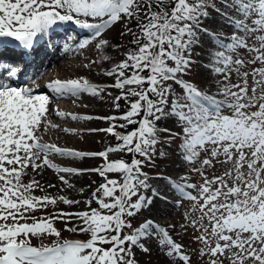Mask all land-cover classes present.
<instances>
[{"label": "snow or ice", "instance_id": "snow-or-ice-1", "mask_svg": "<svg viewBox=\"0 0 264 264\" xmlns=\"http://www.w3.org/2000/svg\"><path fill=\"white\" fill-rule=\"evenodd\" d=\"M220 3L236 15L218 8L216 0H0V48L32 49L39 38L48 37L62 24L92 29L93 37L99 38L115 23L136 22V31L128 28L121 33L132 36L134 47L106 73L114 77L111 85L101 87L79 77L54 79L44 86L61 98L89 94L102 99V94H112L108 88L119 90L113 106L119 112L123 100L126 111L100 117L110 122L109 127L91 130L116 138L117 143L103 151L42 143L38 135L41 126L57 127L47 120L50 96L37 94L31 87L12 86L0 73V264H136L134 249L150 253L144 241L153 239L173 264H192V253L202 258V264H264V0ZM209 9L234 28L231 36L222 37L204 27L211 18ZM201 35L208 36L218 49L210 51V61L202 65L222 77L215 81L216 92L211 94L184 79L191 72L192 50L201 46ZM106 44L99 40L97 48ZM84 46L83 42L79 45ZM239 49L250 58L242 57ZM0 68L8 78L19 72L3 61ZM56 115L92 119L59 110ZM161 120L172 121L178 129H162L168 134L162 143L179 141L177 154L202 183H189L187 173L176 182L143 171L145 164L154 165L156 145L161 143ZM109 153L131 154L132 159L109 160ZM50 154L74 159L98 157L103 163L83 170L62 167L48 159ZM167 155L159 152L161 158ZM217 164L224 171L209 178L207 171ZM29 166L34 172L44 166L69 175L94 172L103 182L92 191V198L84 201L87 210H59L48 215L49 205L81 201L33 195L41 186L36 180L23 182ZM58 179L72 187L65 175ZM152 179L166 180L181 200L194 202L199 216L186 214L185 219L199 232L193 237L198 249L185 251L169 234L168 228L174 225L164 228L149 219L133 226L132 221L159 196L149 183ZM149 190L152 196L145 195ZM189 190H195L196 195ZM181 200L176 201L177 206ZM93 202L97 208L91 207ZM37 211L42 212L39 218L33 215ZM73 217L78 223L69 227ZM57 220L64 222L65 231L88 234V239H62L54 226ZM45 236L56 240L38 246L31 243L32 238Z\"/></svg>", "mask_w": 264, "mask_h": 264}, {"label": "bare ground", "instance_id": "bare-ground-1", "mask_svg": "<svg viewBox=\"0 0 264 264\" xmlns=\"http://www.w3.org/2000/svg\"><path fill=\"white\" fill-rule=\"evenodd\" d=\"M216 5L218 8L223 9V11L228 12L230 16L236 15L235 13L231 12L229 9L224 8L223 4L220 3V0H216ZM209 12L211 13V18L204 22V27L210 28L212 32L216 33L219 36L222 37L231 36L234 32V28L229 26L227 21H225L223 17L218 13L212 12L211 9H209ZM92 32H93L92 29L90 30L86 29L80 31V30H76L74 27L70 25L67 26L58 25L50 32L48 37L39 38L37 43L34 45V47L32 49H29L28 51H26V49L16 46H7L5 48H0V61H3L5 63H8L9 61L10 62L13 61L15 63L12 65L13 67H16V65L20 64L19 67L20 69L17 76L13 78H8L6 80L7 83H10L12 86H16V87L34 88L37 94H39L41 90L45 94H48L50 96L47 120L50 122V124L57 125V127L55 128L48 127V128L51 129L54 133H56L57 139L55 140L46 139L47 140L46 142L50 144H55L56 146L61 148H63V145H66L68 147L77 145L73 141L67 139L68 137L66 139L64 137L67 133H75L76 130L73 129L75 130L73 132L64 131V129H70V128H66V127L64 128L61 124V121L64 122L72 121V119L57 116L56 115L57 110L72 114L79 112L80 114L79 113L78 114L80 116L83 115L90 116L94 121L97 122V126H98L97 129H101L102 128L101 125L105 121L104 119H101L102 121L98 119L100 117H105L107 115L106 110H101L97 108L99 101L100 100L103 101L104 98L101 99L100 97H93L89 94H83L79 98H72V97L61 98L58 97L55 93L51 92L50 89L44 87L48 82L54 79L66 80V79L79 78V77H84L90 83L99 85L101 87L111 85L114 82V79L113 80L110 79L111 81L104 80L105 78L104 76L108 71L107 69L108 67H110L109 65L111 64L110 60L113 56L112 50L108 45H104L101 46L100 48H97V43L99 42V40L98 38L93 37ZM73 33H75L76 37L71 38ZM237 34L242 35L243 33H237ZM102 35L104 34H101L100 37H102ZM83 40L86 41L88 40L91 43L90 44L91 46L90 48H87L88 50H86L85 48V50L82 52L79 51L80 49L79 45L80 43L83 42ZM200 41H201V46L195 47L192 50L196 52L194 62L197 63L196 66L197 73L193 75L192 79L196 84H198L197 87L199 88V90L211 94L216 92L217 85L215 81L219 79V76L214 75L208 68L202 65L210 61L209 52L218 49L215 47L213 42L206 35H201ZM105 57H107V59H105ZM84 65H87V67H85ZM2 70L3 69L0 68V73H2ZM25 76L26 77L29 76V77L25 78ZM174 87L176 88V91L179 93L181 89L175 85ZM76 120L81 121L85 119H76ZM87 120H91V119H87ZM173 126H175V124L172 121H166V120H161L158 124V128L161 129L162 133H163L162 129ZM81 132L83 131L81 130ZM95 132L98 131H94V133ZM48 136L46 135V137ZM164 139L165 138L160 139V141H164ZM175 154H176L174 159L175 163L173 165H169V167H165V169H162V172L160 173L156 172L151 174L150 176L153 177L156 176L157 174H162L165 177H172V179L176 182H181L179 179L181 177V173L186 172L188 165L181 160V158L177 154V151L175 152ZM42 159H43V154H41V160ZM50 160L55 164L56 162L61 163L63 164L62 166H67V165H75L77 167L79 166L78 158L74 159L71 157H62L51 154ZM80 160L82 161L83 159L80 158ZM98 162H103V161L101 158H99ZM83 166L84 168L86 167L85 165ZM86 169H91V168L86 167ZM59 175H65L66 179L68 180V183L71 184L72 187H68V185L63 184L58 179ZM38 178H40V180L48 188H51L56 195L64 196L68 199L72 195H79V193L85 196L88 194L91 188L89 187L91 182L86 177H83L81 174L80 175L62 174L56 172L54 169L48 168L47 166L38 169ZM149 183L152 185V187L157 189V191L159 192V196L154 198L153 203L151 204L150 207H147L146 209L141 211L140 216H142L143 221L150 219L154 221L156 224L160 225L161 227L168 228V226L173 225L174 222L172 224H170L169 221L162 223L160 220L162 219L161 215H167L168 213L169 214L171 213L169 212L168 209L170 208L169 205L172 204V202L169 201L168 199H166L163 202L162 199L164 196H167L166 194L170 192L171 193L173 192L174 195H178V196L179 194L166 182V180L152 179L149 181ZM49 185H55V187H49ZM81 189H84V191L81 192L80 191ZM145 195L152 196L151 190L145 193ZM168 231L169 234L172 236V238L177 243H179V241L181 240V236L177 231V227L175 226L174 228H168ZM144 243L146 244L147 247L150 248L151 251L150 253H144L138 247L135 248L134 252H135L136 261L137 259L142 260L144 256V259L147 261L146 264H173L172 259L166 257L161 252L160 247L156 242V240L154 239L147 240L144 241ZM149 255L151 257H149Z\"/></svg>", "mask_w": 264, "mask_h": 264}, {"label": "rangeland", "instance_id": "rangeland-1", "mask_svg": "<svg viewBox=\"0 0 264 264\" xmlns=\"http://www.w3.org/2000/svg\"><path fill=\"white\" fill-rule=\"evenodd\" d=\"M70 26L72 25V27H77L71 23H68ZM80 28V27H77ZM128 28H131L133 31H136V23L134 21H132L130 24L125 25L124 22H118L115 23L113 26H110V28L105 29L104 32L102 34V37H99L98 40H106L107 44L110 49L112 50V58L110 60L111 64L109 65L110 67H108V71H110L113 67V65L119 63L120 61H123L125 59V53L128 52L130 49H132L134 47V45L131 43L132 40V36L131 35H121L122 32H126ZM84 29V28H83ZM90 30V29H87ZM73 37V36H72ZM249 44H252L253 41L250 40L248 41ZM15 43V42H14ZM84 43V47L81 48L79 47V51H84L85 48L86 50H88L87 48H90V42L87 40H83ZM239 54L245 59L250 58L249 54L243 50L240 49L238 50ZM243 52V53H242ZM192 59L194 61L195 59V55L196 52L192 51ZM235 58V57H234ZM85 66V65H84ZM83 66V67H84ZM196 66L197 63H193L191 72L189 74H187L186 76H184V79L187 81H190L192 83H194L196 86L198 84H196L194 82V80L192 79L193 75L196 74ZM258 66V65H255ZM110 68V69H109ZM251 69V66L248 67V70ZM107 71V72H108ZM104 80H113L114 77H109L107 75L104 76ZM219 79H222L221 76H219ZM218 79V80H219ZM110 80V81H111ZM232 82L235 83L236 82V77L235 75H233L232 77ZM108 92H111V95H108L106 93L102 94L104 100H100L97 108L101 109V110H106L107 111V115L106 116H112V115H119L120 112H123L126 110V105L125 102L123 100L120 101V109L119 112H117V110L114 108L113 106V99L116 95L119 94V90L116 89H111L108 88L107 89ZM181 90H180V92ZM39 94H45L43 91L40 90ZM99 106V107H98ZM110 111V112H109ZM109 112V113H108ZM79 112H76L75 114H78ZM227 114V112H226ZM105 116V117H106ZM100 121H102L100 118L98 119ZM116 123H121V121L116 122ZM62 126L65 128H70V129H75L76 132L75 133H67L64 137L65 139H69L71 141H73L74 143H76V146H66L63 145V148H68V149H73V150H79V151H85V152H100L105 150L108 146L110 145H115L117 143L116 138L104 131H98L95 132L91 131L92 129H97V122L94 121L93 119L91 120H73L72 121H61ZM71 124V125H70ZM110 122L109 121H104L101 125V129H106L107 127H109ZM173 129V131H178V129L176 128V126L173 127H168ZM119 129V128H118ZM117 129V131H118ZM81 130L83 132H81ZM86 133V134H85ZM42 134V135H41ZM44 134V135H43ZM52 134V135H51ZM89 134V135H88ZM38 135L41 137V142L42 143H47L46 139H50V140H55L57 139L56 133H54L51 129L49 128H45L43 125L41 126L40 132L38 133ZM46 135L48 137H46ZM168 134L165 132H161L160 133V139L166 138ZM54 136V137H53ZM163 142V141H161ZM79 143V144H78ZM179 143V141H176L174 143H172L171 145H166L164 143H158L156 145L157 148V155L154 158V165L153 164H145L143 171L148 173L149 176L153 173H160L162 172V169H165V167H169V165H173L175 163V152L177 151V144ZM160 151H165L168 153L166 158H161L159 157V152ZM51 158V154L48 156V159ZM124 159L127 162H130L132 159V155L131 154H125V153H109L108 159L109 160H114V159ZM138 159H142L141 157L137 156ZM83 160L81 161L80 158H78L79 162V168L75 165H67V166H62L63 164L56 162V164L58 166H62V167H75L78 169H82L84 168L83 165H85L87 168H94V167H98L100 166L103 162H98V157H85L82 158ZM81 161V162H80ZM103 161V160H102ZM160 162V163H159ZM37 163H39V161H37ZM82 164V165H80ZM160 164V165H159ZM89 165V166H88ZM150 165V166H149ZM198 166V165H197ZM86 167L84 169H86ZM149 167V168H148ZM190 168V166L188 165L186 172L181 173H187L188 174V182L189 183H193V184H198V183H202L200 177L195 174L192 173L191 171H189L188 169ZM189 171V172H188ZM224 171V168L217 164L215 169H211L207 171V175L209 178H211L213 175H220L222 172ZM83 177H86L90 182H91V188L90 191L88 192L87 195H82L81 193H79V195H72L71 197H69V199H74L77 201H81V203L78 204H72V205H65L62 202H58L57 205L52 206L49 205L48 208L46 209V214L51 215L56 211L59 210H63L65 212H70V213H74V212H78V211H82V210H87L88 209V205L86 203H84V201L91 199L92 198V191L100 184L103 182L102 178L94 173V172H83L81 174ZM98 175V176H95ZM155 177V176H153ZM22 180L24 183H28L31 180H36L39 181L40 183V188L34 190L33 195L36 196H43L45 194L54 196V197H58V195H56L53 190L51 188H48L41 180L40 178H38V169L34 172L32 170V168L29 166L28 169L26 170V174L22 177ZM155 180H160V179H155ZM95 181V183H93ZM96 185V186H95ZM42 189V190H41ZM92 189V190H91ZM192 192L193 195H196L195 190H189ZM167 196L163 197V202L168 199L169 201L172 202V204H168L170 206V208L168 209L169 212H171L170 214L168 213L167 215H161L162 219L160 220L162 223H165L167 221H169L170 224L177 227V231L179 232V235L181 236V240L179 241V243H181L182 245H184V249L187 252H192L193 249H198L199 248V244L197 242L194 241L193 237L195 235H199V232L194 230V228L191 226L190 222L188 220L185 219V215L187 214L189 217L191 218H196L199 216V211L198 210H194L193 209V201L188 200V199H182L178 196V195H174L173 192L166 194ZM89 198H88V197ZM87 198V199H86ZM165 198V199H164ZM177 200H181V205L177 206L176 205V201ZM203 201H200V203H202ZM92 208H97L98 205L93 202L91 204ZM33 215H35L36 217H40L42 215L41 211H37L35 213H33ZM164 217V218H163ZM170 219V220H169ZM172 219V220H171ZM164 220V222H163ZM143 218L142 216H138L136 217L132 223L134 227H138L140 223H142ZM23 222V221H21ZM28 222H31L30 220ZM206 222V221H205ZM78 223V221L73 217L72 218V222L69 224V227H73ZM54 226L60 230L61 232V238L62 239H68V240H80V241H84L88 239V234H81V233H73L70 231H65V224L63 221L57 220L54 222ZM125 231H128L127 229ZM86 237H85V236ZM184 237V238H183ZM183 238V239H182ZM54 240H56L55 236H45L43 239L40 238H32L31 243L33 245H40L41 243L43 244H51ZM184 241V242H183ZM152 256V254H151ZM149 255V257H151ZM136 261V260H135ZM140 262V263H139ZM191 262L192 264H202V258L199 257L197 254L192 253L191 256ZM147 261L144 259L139 260L137 259L136 264H146Z\"/></svg>", "mask_w": 264, "mask_h": 264}, {"label": "trees", "instance_id": "trees-1", "mask_svg": "<svg viewBox=\"0 0 264 264\" xmlns=\"http://www.w3.org/2000/svg\"><path fill=\"white\" fill-rule=\"evenodd\" d=\"M135 22V20H133ZM136 23V22H135ZM126 111V110H125ZM124 112V111H123ZM122 113V112H120ZM119 122V121H118ZM129 131L131 130V128L128 129ZM118 131H123L122 129H118ZM85 236V235H84ZM86 237V236H85Z\"/></svg>", "mask_w": 264, "mask_h": 264}]
</instances>
